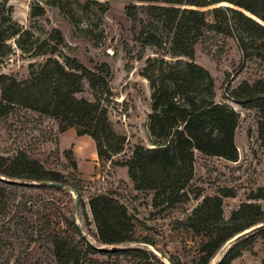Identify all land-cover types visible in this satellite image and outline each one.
Returning a JSON list of instances; mask_svg holds the SVG:
<instances>
[{
  "label": "trees",
  "instance_id": "obj_1",
  "mask_svg": "<svg viewBox=\"0 0 264 264\" xmlns=\"http://www.w3.org/2000/svg\"><path fill=\"white\" fill-rule=\"evenodd\" d=\"M136 1L149 3L150 12L165 24L171 35L172 57L188 58L169 61L147 58L142 69L141 75L151 89L147 127L153 147L138 144L128 159L111 160L113 155L122 152L120 143L123 144L126 137L117 135L111 128L101 97L95 94L94 100H89L78 96L83 92V80L91 90L99 89L106 96L110 94L106 78L108 64L102 63L98 71H94L76 58L57 55L55 45L49 43L61 41L57 29L47 38L39 39L35 47H25L20 38L21 28L12 20V8H6L7 0L0 3V63L8 52L12 53L6 40L16 36V47L30 57L45 56V61L36 67L29 63V76L23 80L0 73V117L21 107L56 119L61 132L74 126L78 136L88 135L94 141L99 160L105 158L115 165L125 166L136 189L153 192L155 206L173 208L190 200L189 182L195 150L230 161L238 157L234 135L239 115L230 105L214 101V81L208 70L189 60L194 54V45L206 32L222 34L235 40L244 58H252L254 53L249 51L248 44L253 47L254 42H259L264 47V0ZM50 2L55 4L61 0ZM211 6L215 7L209 8ZM134 7L126 6L129 15H133ZM33 13L43 14L44 7L36 3ZM208 13L213 15L212 21L207 18ZM143 40L159 46L154 37ZM127 54L130 56L129 52ZM255 56L264 60V53ZM126 66L129 67V63ZM228 75L226 73V77ZM224 92L226 97L256 109L258 133L264 146V79L243 80L235 88H224ZM39 181L62 183L65 188L42 185ZM68 187L76 191L81 202L76 185L70 184L63 173L47 168L28 151L19 149L10 156L0 154V221L12 208H26L20 200L24 189L68 193L65 191ZM228 196H234L230 188H223L214 196H204L187 216L186 228L203 237L198 256L191 264H209L217 251L237 236L216 263L231 264L256 237L264 238V225L245 232L264 222V210L251 202L264 200V186L252 191L246 201L225 217L223 198ZM88 205L96 244L78 231L72 215L65 217V226L59 225L53 234V255L57 264H165L155 253L142 247V244L154 245L159 231L130 213L118 198L110 193H99L89 198ZM58 221L61 222L60 217ZM98 256L105 259L99 260Z\"/></svg>",
  "mask_w": 264,
  "mask_h": 264
},
{
  "label": "rangeland",
  "instance_id": "obj_2",
  "mask_svg": "<svg viewBox=\"0 0 264 264\" xmlns=\"http://www.w3.org/2000/svg\"><path fill=\"white\" fill-rule=\"evenodd\" d=\"M36 3L44 7L43 14L33 13ZM129 5H135L133 15L127 13ZM148 5L136 0H61L55 4L50 0H7L6 3V8H12V20L21 28L20 38L25 47H35L39 39L47 38L57 29L61 41H49L50 45H55L57 55L76 58L94 71H98L102 63L108 64L106 78L110 94L106 96L99 89L91 90L83 80V92L78 96L89 100H94L95 94L101 97L111 128L117 135L126 137V141L120 143L122 152L112 156L113 162L128 159L135 145L154 146L147 127L151 89L141 75L146 59L188 60L184 56L172 57L171 35ZM212 7L215 6L209 8ZM207 18L212 21L213 15L208 13ZM148 36L157 39L159 46L144 43V37ZM17 38L6 40L12 53L8 52L0 63V73L23 80L29 76V63L36 67L44 63L45 56H28L16 47L14 39ZM249 45V51L254 53L252 58H244L235 40L222 34L206 32L194 45V54L189 60L208 70L214 81V101L230 105L239 115L234 135L238 157L230 161L195 150L189 182L190 200L173 208L155 206L153 192L136 189L125 166L115 165L105 158L99 160L97 154L95 156L94 141L88 135L78 136L74 126L61 132L56 119L21 107L0 117L1 155L10 156L24 149L47 168L63 173L70 184L79 188L81 195L75 209V196L69 187L65 189L68 193L24 189L20 200L26 208H12L0 221V264H57L53 255V234L59 225L65 226L64 218L70 215L87 239L96 244L88 201L99 193L112 194L130 213L159 231L154 245L142 244V247L155 253L165 264H191L198 256L203 237L186 228V219L202 198L217 195L223 188L232 189L234 196L223 198L224 216L228 217L252 191L264 186V146L258 133L257 111L226 97L224 92V88H235L243 80L264 79V60L255 56L262 55L264 47L259 42H254L253 47ZM251 202L264 210V200ZM259 225L264 222L247 232ZM233 241L226 242L209 264H216ZM263 262L264 238L256 237L231 264Z\"/></svg>",
  "mask_w": 264,
  "mask_h": 264
},
{
  "label": "water",
  "instance_id": "obj_3",
  "mask_svg": "<svg viewBox=\"0 0 264 264\" xmlns=\"http://www.w3.org/2000/svg\"><path fill=\"white\" fill-rule=\"evenodd\" d=\"M4 179V178H3ZM39 184H42V185H46V186H51V187H58V188H65V185L62 184V183H58V182H52V181H39L38 182ZM70 189V192L72 194H74L75 196V199H74V206H75V209L78 208V205H79V197L77 196L76 194V191L73 189V188H69ZM75 226L76 228L78 229V231L84 236L86 237V234L82 232V229L80 227V225L78 223H75ZM247 232V230L245 231ZM237 237V236H236ZM234 237L233 240L236 238Z\"/></svg>",
  "mask_w": 264,
  "mask_h": 264
},
{
  "label": "crops",
  "instance_id": "obj_4",
  "mask_svg": "<svg viewBox=\"0 0 264 264\" xmlns=\"http://www.w3.org/2000/svg\"><path fill=\"white\" fill-rule=\"evenodd\" d=\"M79 136H86V135H79ZM95 156H96V152H95ZM77 164L79 165V162H78V160H77Z\"/></svg>",
  "mask_w": 264,
  "mask_h": 264
}]
</instances>
